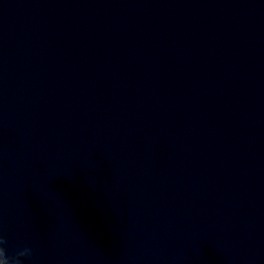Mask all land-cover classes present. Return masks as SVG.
Returning <instances> with one entry per match:
<instances>
[{
	"label": "water",
	"instance_id": "95a60500",
	"mask_svg": "<svg viewBox=\"0 0 264 264\" xmlns=\"http://www.w3.org/2000/svg\"><path fill=\"white\" fill-rule=\"evenodd\" d=\"M0 235L264 264V0H0Z\"/></svg>",
	"mask_w": 264,
	"mask_h": 264
},
{
	"label": "clouds",
	"instance_id": "9594fccd",
	"mask_svg": "<svg viewBox=\"0 0 264 264\" xmlns=\"http://www.w3.org/2000/svg\"><path fill=\"white\" fill-rule=\"evenodd\" d=\"M7 242V239L3 235H0V264H23L24 260L32 258V250L28 247L17 252L14 257H9L4 247Z\"/></svg>",
	"mask_w": 264,
	"mask_h": 264
}]
</instances>
